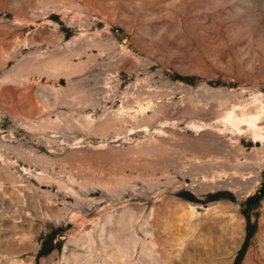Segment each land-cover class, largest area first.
<instances>
[{
  "label": "rangeland",
  "instance_id": "1",
  "mask_svg": "<svg viewBox=\"0 0 264 264\" xmlns=\"http://www.w3.org/2000/svg\"><path fill=\"white\" fill-rule=\"evenodd\" d=\"M0 264H264V0H0Z\"/></svg>",
  "mask_w": 264,
  "mask_h": 264
}]
</instances>
